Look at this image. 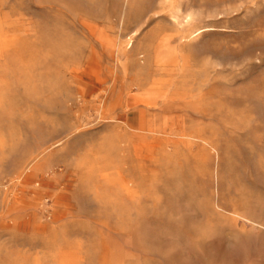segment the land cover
<instances>
[{
    "label": "rangeland",
    "instance_id": "1",
    "mask_svg": "<svg viewBox=\"0 0 264 264\" xmlns=\"http://www.w3.org/2000/svg\"><path fill=\"white\" fill-rule=\"evenodd\" d=\"M0 264H264V0H0Z\"/></svg>",
    "mask_w": 264,
    "mask_h": 264
},
{
    "label": "crops",
    "instance_id": "2",
    "mask_svg": "<svg viewBox=\"0 0 264 264\" xmlns=\"http://www.w3.org/2000/svg\"><path fill=\"white\" fill-rule=\"evenodd\" d=\"M94 84L93 83H90V84H87L85 89H84V93H89V92H94ZM126 120H127V123L131 126H135V123L138 119L135 118V114L133 113H128L127 116H126Z\"/></svg>",
    "mask_w": 264,
    "mask_h": 264
}]
</instances>
